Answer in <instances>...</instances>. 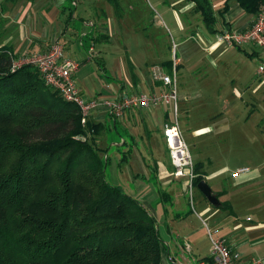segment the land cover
<instances>
[{"label": "trees", "instance_id": "trees-1", "mask_svg": "<svg viewBox=\"0 0 264 264\" xmlns=\"http://www.w3.org/2000/svg\"><path fill=\"white\" fill-rule=\"evenodd\" d=\"M190 1L214 33L209 0ZM234 2L252 15L264 7V0ZM12 62L10 48L0 45V264H159L154 219L104 179L92 136L76 138L99 126L89 119L81 126L77 107L31 63ZM201 179L196 174L193 184Z\"/></svg>", "mask_w": 264, "mask_h": 264}, {"label": "crops", "instance_id": "crops-1", "mask_svg": "<svg viewBox=\"0 0 264 264\" xmlns=\"http://www.w3.org/2000/svg\"><path fill=\"white\" fill-rule=\"evenodd\" d=\"M69 1L70 4H67V0H0V45L9 47L12 58L16 61L19 58L43 53L54 42L60 44L63 56L76 60L79 63L73 73V79L77 80L76 86L85 98L106 97L117 92L127 91L140 93L159 91L160 83L151 79L149 74L150 67L149 69L147 67L146 74L142 73L141 75L131 71V65H129L130 75L127 73H121L120 75L119 72L116 73L113 70L111 71L113 81H104L100 91L96 90L93 85L90 87L89 84L93 81V72H80L81 59L78 57L79 46L78 44L75 45L77 33L76 30L74 32L71 31L72 29H69L67 24L73 19L81 21L83 29L80 32L79 44L82 48H84L83 39L89 34L92 36L90 37L91 42L108 41L107 39L112 34L108 23V21H111V6L106 2L107 0H101L103 2V9L99 6L100 0ZM108 1L112 2V0ZM174 2L178 4L182 3L179 8L181 12L187 11L188 13L189 10L193 11V3L190 0H174ZM214 4L217 5V9L221 7V4L220 6L217 3ZM193 14L199 19L197 12ZM99 15L102 16L101 19ZM89 16H93L96 22H92ZM215 16V32L225 28L243 29L253 19L252 14L243 12L235 2L229 5L227 3L225 11L223 13L216 11ZM104 20L107 21L108 26L106 25L107 27L103 28L101 23ZM186 23H189L188 19ZM73 26L77 29L76 25ZM92 31H94L93 35ZM215 32L209 33L202 30V36H200L196 30L198 36L197 43L202 47V51H205L207 58H209V55L215 53V57L210 58V61H208L212 66H216L217 62H221V66L228 69L232 64L229 56L233 53L232 49L236 47L215 42ZM210 36H212V39L209 38ZM173 43L174 45L176 44L175 42ZM245 47H243L244 50ZM252 47L249 52L246 51L251 53V56L256 53ZM89 49H92V59H94L95 65L98 69L102 70L105 66L103 52L107 51L105 46L102 44L97 49V52H95L93 45ZM75 56L77 59H75ZM188 58L190 61L191 58ZM177 59L178 67L181 65V59L180 57H177ZM167 60L169 61L170 59L159 60L150 66L158 64L164 70H167L162 65ZM235 70L237 71V69ZM234 78H239L238 74L232 75L229 82H234ZM262 84L264 85L262 79L254 86L250 84L248 86L249 97L258 92L262 88ZM183 93L185 92L180 87L178 93L176 87V100H178L177 96H179L181 106L184 101ZM220 93L221 95H218L219 98L229 99L230 101L239 99L242 95L239 89L235 87H228L224 92L220 89ZM170 116L171 106L166 103L147 109H128L119 119H114L100 107L93 110L89 116V120L99 126L93 136L95 144L101 143L100 134H102V131H106L109 127L115 129V121L123 126L124 131L128 135L129 142L121 140L124 149L117 158L118 164H120L118 170L119 178L113 184L119 186L124 193L134 198L154 219L157 236L161 242L159 264H177L181 261L184 262L186 258L206 257L209 248L208 232L213 237L221 238L231 251L238 253L239 260L252 257L264 259V219L257 218L253 213L252 215L242 213L240 211L242 205L239 204V199H244L242 193L246 191L242 189L243 186L251 183L254 179H257V182H259L262 174L257 172L251 175V170L239 174L237 169L242 167L238 166L230 171H228L226 166H221L206 173L207 171L202 162L209 157H205L202 153H193L191 159L196 174H201L202 179L205 181L217 178L212 187L208 186L212 194L216 196L218 204H210L199 191L196 197L199 214H203L209 222V226L213 228L211 232L207 230L206 238L204 235L199 237L198 233H201L200 231L204 227L206 228L207 224L202 219H200V225L190 224L188 220L190 210H186L185 206L187 197L185 195L184 184L186 180L183 177L175 178L171 175L172 165L168 159L161 129L163 121L169 119ZM186 117L188 116L186 115ZM234 120L237 121L239 118L237 117ZM188 129L189 136H193L194 131L189 127V124ZM106 140L107 136L105 135L104 141ZM159 141H161L162 149L158 143ZM121 165H124L122 171ZM194 188H196L195 185ZM186 203H188V200ZM261 206L263 205L254 203L250 208L256 209L260 213ZM190 207L191 209L193 208V190ZM258 213L255 212L256 215ZM203 239L205 241L204 247L201 246ZM184 243H187L189 253L182 251L180 246Z\"/></svg>", "mask_w": 264, "mask_h": 264}, {"label": "rangeland", "instance_id": "rangeland-1", "mask_svg": "<svg viewBox=\"0 0 264 264\" xmlns=\"http://www.w3.org/2000/svg\"><path fill=\"white\" fill-rule=\"evenodd\" d=\"M222 1L224 0H209L214 12L218 8L214 3L220 6ZM106 2L111 6L110 11H112L111 21H108L112 34L107 39L108 41L91 42L90 37L92 36L89 34L84 37V48H82L79 44L80 32L83 29L81 21L73 19L67 24L68 28L72 29L71 31L76 30L77 33L75 45L79 46L80 72L92 71L94 74H92L93 81L89 86L93 85L96 90L100 91L104 81H113L111 72L113 70L116 73L119 72L120 75L121 73L130 75L131 71L141 75L146 74L147 67L149 69L152 63L170 59L171 47L174 46V55L181 59V65L176 70L177 92L179 93V87L185 92L182 94L183 108L177 96V121L191 156L193 153H202L205 157H209L202 162L206 173L221 166H226L228 171L238 166L248 167L251 175L261 173L259 182L254 179L243 186L242 189L246 191L242 193L244 199H239V204L242 205L240 209L242 213L250 215L253 213L257 218L264 219V203H262L264 201V85L262 84V88L251 97H249L248 88L250 84L254 86L260 79L264 82V74L256 72L259 50L248 45L245 51L249 52L252 47L256 53L253 56H246L242 51L232 49L233 53L229 56L232 63L230 68H223L221 62L212 66L208 61L215 57V53L207 58L205 51H202V47L197 43V33L202 36V30L206 32L207 29L200 15L198 19L192 10L188 13L179 11L182 3L178 4L174 0H112V2L107 0ZM230 3H234V0H228V5ZM67 4H70L69 0ZM99 6L103 9L101 0ZM99 17L101 19L102 16L99 15ZM89 19L96 22L93 16H89ZM101 24L103 28L108 26L105 20ZM73 25H76L77 29ZM209 38L212 39V36ZM172 41L176 44L174 45ZM102 44L107 51L103 52L105 66L100 70L92 59V49L90 50L89 47L93 45L97 52ZM188 57L191 58L190 61ZM20 59L17 63L23 64L21 63L23 60ZM75 59H77L76 56ZM129 65L132 67L131 71ZM235 73L239 78H234V82H229ZM74 82L76 84L77 80ZM228 87L239 89L242 93L241 98L234 101L219 98L220 89L224 92ZM43 103L47 104L48 100H43ZM237 117L239 120L235 121ZM188 124L194 131L193 136L188 134ZM105 135L107 136L106 141H104ZM91 136L94 140L93 133L87 138ZM100 137L101 143H97L96 146L98 156L103 163V176L107 182L115 184L119 178L120 168L117 158L124 149L121 140L129 142L128 135L123 126L115 121V129L109 127L106 131H102ZM158 143L162 149L161 141ZM106 157L107 161H104ZM123 167L124 165H121V171ZM216 180L217 178L208 179L206 183L212 187ZM198 194V190L194 188L193 208L191 209L186 203L187 200L185 206L186 210H190L188 220L191 225H200V219L207 224V226L205 224L206 228L204 227L201 233H198L199 237L204 235L206 238L207 230L211 232L213 228L209 226L205 216L199 214V207L196 203ZM254 203L263 205L260 207V213L250 208ZM255 212L258 214L256 215ZM204 242L203 239L201 241L203 247Z\"/></svg>", "mask_w": 264, "mask_h": 264}, {"label": "built area", "instance_id": "built-area-1", "mask_svg": "<svg viewBox=\"0 0 264 264\" xmlns=\"http://www.w3.org/2000/svg\"><path fill=\"white\" fill-rule=\"evenodd\" d=\"M214 40L228 46L245 47L253 46L260 52L256 67L258 74H264V7H261L254 15L250 24L243 29H220L214 34ZM173 46V45H172ZM170 58L169 68L164 70L160 65L150 66L149 74L153 81L160 83L157 92H120L106 97L85 98L77 88L73 73L78 67V62L63 56L60 44L52 43L48 50L21 58V63H31L38 71L44 84L55 90L64 101L73 103L79 112V123L85 127L90 113L96 108H103L114 119H119L123 113L131 108L147 109L162 103L170 104L171 116L162 123V137L167 149L168 159L172 165L171 175L175 178H185V195L191 206L193 180L196 176L194 165L187 144L181 136L177 124V100H176V70L178 59L173 53ZM19 60L12 62V68L18 67ZM92 135V129L86 135L76 138L84 141ZM248 167L237 169L239 174L247 172ZM209 248L206 257L187 259L177 264H264V259L252 257L239 260L238 253L231 251L221 238L213 237L208 232ZM182 251L189 253L187 243L180 246ZM184 260V259H183Z\"/></svg>", "mask_w": 264, "mask_h": 264}, {"label": "water", "instance_id": "water-1", "mask_svg": "<svg viewBox=\"0 0 264 264\" xmlns=\"http://www.w3.org/2000/svg\"><path fill=\"white\" fill-rule=\"evenodd\" d=\"M195 187L210 204H218L216 196L212 194L210 187L204 179L199 180Z\"/></svg>", "mask_w": 264, "mask_h": 264}]
</instances>
